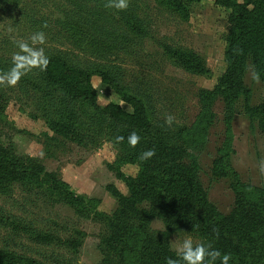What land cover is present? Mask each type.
Here are the masks:
<instances>
[{"label":"rangeland","instance_id":"1","mask_svg":"<svg viewBox=\"0 0 264 264\" xmlns=\"http://www.w3.org/2000/svg\"><path fill=\"white\" fill-rule=\"evenodd\" d=\"M107 3L0 0V58L5 67L18 70L19 80L26 79L25 85L19 80L12 86L0 82V260L6 264H24L20 260L125 264L113 234L117 224L129 223L141 227L149 247L164 257L176 259L177 244L191 236L194 243L230 248L240 262L259 263L261 258L260 264L264 263V252H259L264 234H257L245 217L235 219L232 212L242 195L237 183L255 189L264 207L260 171L264 77L247 57L241 64L247 94L229 101L209 94L229 65L230 9L219 0H127V11L138 12L140 21H136L133 14L108 10ZM249 8L264 14V0H254ZM75 30L80 33L79 43ZM35 33H43V40L30 39ZM53 56L66 58L75 68H98L114 75L123 92L146 107L164 152L142 160L140 154L146 151L142 136L141 142L130 146L131 130L106 123L83 104L67 113L51 108L54 102L47 95L53 90L31 83L43 61ZM92 82L100 107L114 102L132 111L112 88L102 85L99 76H93ZM207 106L213 112L208 117L207 141L189 150L180 129L189 128ZM232 107L229 149L223 145L225 117ZM167 116L173 117L170 125L165 123ZM117 136L124 139L117 143ZM21 164L31 172L28 176L38 177L20 179ZM140 164L156 172L146 178L157 192L164 188L159 181L164 171L186 174L182 177L190 187L185 194L192 187L198 195L194 205L207 209L214 223L203 228L199 213L196 221H182L176 206L131 189L123 176L137 178ZM57 178L70 186V193L98 201L97 213H77L51 200L49 180ZM237 224L252 226L254 236Z\"/></svg>","mask_w":264,"mask_h":264},{"label":"trees","instance_id":"2","mask_svg":"<svg viewBox=\"0 0 264 264\" xmlns=\"http://www.w3.org/2000/svg\"><path fill=\"white\" fill-rule=\"evenodd\" d=\"M219 2L222 5L227 6L232 13L230 20L232 25L230 29L231 32L227 37V58L229 65L227 67V72L221 79H219L214 91L209 94L214 97L224 96L227 101H229L230 99L240 96L243 93L247 94V91L241 82V75L243 71L241 64L245 58H251L256 72L264 77V14L259 9L251 10L249 8L254 0H244L243 3L238 0H219ZM95 4L99 5L97 3ZM127 8L118 11L125 14L127 13L126 16L133 14L132 18L134 19L135 16L136 21H140V18L137 16L138 12L136 10L127 11ZM109 9L117 10L115 8L108 7V10ZM100 14L107 17L106 14ZM98 19H100L101 22L104 21V18ZM75 31L77 32L75 39L76 42L79 43L81 42L79 39L80 33H78V30ZM81 37H85V35H82ZM89 44L94 45V42L89 41ZM2 63L3 60L0 58V74L5 75V73H12L13 75V73L18 71L15 67L8 68ZM11 68L12 72L8 71V69ZM15 75H17V73ZM15 75H13V77H15ZM95 75L100 77L102 85L112 88L118 95H120L123 102L131 105L132 111H128L120 104L114 102H110L104 107H100L98 103L99 95L92 82V78ZM25 81L26 79H22L19 80V83L21 85H25ZM31 84H45L48 90H53V94L47 95L49 101L54 102L51 108L55 107L57 111L60 109V111L67 113L69 110H73L72 106L83 104L87 106L92 113L100 116V118H102L106 123H111L120 128L135 131L139 137L142 136L141 138L144 142L142 143L141 140L140 142L146 150L153 149L155 153L158 151L162 153L164 152V150L160 148L162 143L159 140L156 142V125L153 119L150 118L146 107L143 104H140L137 99L123 92V88L120 84H118V80L108 71H103L98 68H93L92 70L75 68L67 61L66 58L63 59L53 56L46 60V64H44L37 78H35ZM234 110V107L230 108L229 113L227 112L225 117L226 137L223 146L228 147L229 149L232 148L233 142L231 118ZM212 113V110L207 106L198 114L195 121L189 128L180 129V135L185 141L187 149L195 150L200 146V144H204L207 141V132L209 127L208 117H210ZM153 157L154 155L151 157L152 160L154 159ZM123 165L124 164L121 166ZM18 168L19 172L23 173V176H19L22 180H33L35 177H38L28 176V173L31 172L27 171L29 169L25 168L24 164H21V166L19 165ZM147 172H149V174H146ZM153 175H156L154 170H149L147 165L140 164V173L137 178L123 176V179L127 182L131 189L150 196H160L162 201H168L171 205L176 206L181 212L182 221H196V215L199 213L202 221L201 226L203 228L208 227V224L214 223V220L210 218L207 209L198 208V206L194 205L198 195L194 193L192 187L189 188V192L185 194L186 187H190L188 185L189 180L182 177L186 176V174L167 170L164 171L161 174L163 177L159 180L164 185V188H162L163 192H157L155 186L148 178H146V176ZM44 181H46V178ZM49 181L50 185H48L51 190V200L66 204L76 210L77 213H97V206L99 205L98 201L89 200L87 198L82 199L81 197L70 193L68 191L71 190L70 186L59 178L50 179ZM235 187H237V190L242 191V195L239 197V202L236 203L235 209L232 211L235 212V219L240 216L245 217L246 221H251V223L255 226L256 233L260 236L263 235L264 207L261 203V196L253 188L246 189L243 185L238 183ZM168 188L171 190L167 191ZM176 189L184 191V193L172 192V190ZM189 217H191V219H189ZM238 223L241 224L242 222ZM238 226L241 227L240 225ZM115 227L116 232H114L113 235L117 236L114 241V246L118 251H120L125 264H167L169 257H164L159 252L149 247V239L141 227L129 223L122 225L117 224ZM241 228H244L248 234L254 236L252 226ZM216 250H218L221 254H230L231 259L229 260V264H249L237 260L235 254L230 252V248ZM259 252H264V244L259 248ZM261 261L262 259L260 258V261H258L259 263L251 264H260ZM20 262L26 264L25 260H20ZM0 264H6L5 260H0ZM214 264H220L219 258H217Z\"/></svg>","mask_w":264,"mask_h":264},{"label":"clouds","instance_id":"3","mask_svg":"<svg viewBox=\"0 0 264 264\" xmlns=\"http://www.w3.org/2000/svg\"><path fill=\"white\" fill-rule=\"evenodd\" d=\"M109 8H115L117 10L126 9L128 4L127 0H108L106 5ZM43 33H35L30 39L34 42L37 40H43ZM21 48L26 47L23 42H19ZM46 64V60L43 61ZM19 74L13 77L12 73H5L3 77H0V82L5 85L12 86L17 83L19 80ZM254 78L255 74H254ZM173 121L172 116H167L165 118V123L171 124ZM124 139L122 136L116 137V142L119 143ZM128 143L130 146H135L140 140L139 135L132 131L127 137ZM155 154L153 149H148L140 154V159L147 160L150 159ZM260 171L264 173V161L260 163ZM176 259H168L167 264H214V262L219 258L220 264H229L231 259L230 254L224 253L221 254L218 250L211 247L207 243H194L191 236L184 237L176 246Z\"/></svg>","mask_w":264,"mask_h":264}]
</instances>
